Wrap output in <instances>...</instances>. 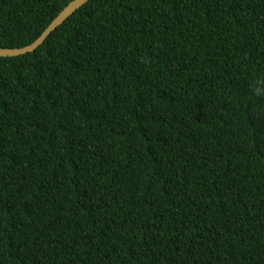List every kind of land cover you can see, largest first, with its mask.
I'll use <instances>...</instances> for the list:
<instances>
[{
  "label": "trees",
  "instance_id": "trees-1",
  "mask_svg": "<svg viewBox=\"0 0 264 264\" xmlns=\"http://www.w3.org/2000/svg\"><path fill=\"white\" fill-rule=\"evenodd\" d=\"M72 0H0V46ZM0 264H264V0H88L0 56Z\"/></svg>",
  "mask_w": 264,
  "mask_h": 264
},
{
  "label": "water",
  "instance_id": "water-1",
  "mask_svg": "<svg viewBox=\"0 0 264 264\" xmlns=\"http://www.w3.org/2000/svg\"><path fill=\"white\" fill-rule=\"evenodd\" d=\"M88 0H72L70 1L49 23L43 32L31 43L21 47H1L0 56H16L34 51L41 45L46 37L53 32L59 25H61L70 15H72L78 8L84 5Z\"/></svg>",
  "mask_w": 264,
  "mask_h": 264
}]
</instances>
